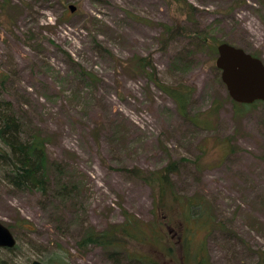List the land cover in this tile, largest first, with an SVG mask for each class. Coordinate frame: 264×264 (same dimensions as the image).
<instances>
[{"label": "rangeland", "instance_id": "obj_1", "mask_svg": "<svg viewBox=\"0 0 264 264\" xmlns=\"http://www.w3.org/2000/svg\"><path fill=\"white\" fill-rule=\"evenodd\" d=\"M187 1L198 9L192 21L164 0H0V75L8 76L3 98L26 125L49 136V159L66 171L53 173L54 183L79 189L70 200H46L0 182V222L17 240L16 248L0 249L1 262L50 264L59 254L68 264H144L126 253L116 262L109 250H80L78 242L89 229L123 224L124 210L151 221L152 190L126 169L151 172L178 162L176 192L204 196L224 224L208 235L194 228L190 253L205 244L209 264H258L264 251V104L236 115L217 55L196 51L185 37L166 43L161 25L209 31L214 41L264 61L263 0L235 10L233 0ZM136 57L151 58L163 83L194 89L191 115L209 119L210 128L185 120L169 96L134 73ZM199 156L200 174L193 164ZM162 213L174 215L172 238H182L180 208ZM23 219L31 226L20 227ZM173 246L175 262L162 258L163 264H183L181 242ZM130 251L160 258L147 245L136 243Z\"/></svg>", "mask_w": 264, "mask_h": 264}, {"label": "trees", "instance_id": "obj_2", "mask_svg": "<svg viewBox=\"0 0 264 264\" xmlns=\"http://www.w3.org/2000/svg\"><path fill=\"white\" fill-rule=\"evenodd\" d=\"M164 1L171 7H177L183 17L191 21L198 12V9L188 3L187 0ZM247 1L233 0L230 10L241 7ZM262 4L264 6V0ZM133 18L139 22L151 24L149 20L141 17ZM161 26L164 35L163 41H166V43L178 37H185L192 42L196 51H210L212 56L217 55L219 44L226 43L214 41L213 34L209 31H189L179 22L173 25L162 24ZM192 53L195 54V52ZM253 56L258 57L256 55ZM176 63L178 66H184L178 61ZM122 65L126 66V63L123 62ZM130 68L134 73L145 75L150 82L169 96L176 103L180 115L185 120H190L199 129L210 128L209 119L201 121L197 116L191 115L189 107L194 89L185 85L171 86L163 83L157 76V70L151 58L136 57ZM83 73L87 78H93L90 73ZM7 77L5 74L0 75V182L5 183L17 192L38 194L46 200L53 197L59 201L70 200L79 193L78 186L76 184L69 186L60 180L54 183L52 174L56 172L60 176H64L66 174L64 166L49 159L47 153L49 136L42 129L30 127L29 124L26 125L23 121L24 119L15 112L12 103L3 98ZM262 104L264 102L243 105L233 101V106L236 109L235 113L238 116H243L252 108ZM212 112H216V109ZM202 151L203 155L208 153L206 149H202ZM232 151L233 149L230 152ZM200 159L201 157L199 156L193 162L199 174L204 169V163ZM179 164L178 162H169L166 167L151 172L143 171L139 168L126 169V172L143 181L151 188L154 200L153 219L151 221H141L124 210L125 222L123 224L113 226L110 230L102 232H98L95 229L87 230L83 238L78 242V249L86 250L89 247L96 246L109 250L111 252L110 256L116 262L119 261L115 259L116 256L126 253V259H135V261L144 264H163L161 262L162 258L163 262L166 260L175 262L176 254L173 245L179 241L184 251L183 264H209L205 244H202L198 250L192 253L193 255L190 253L191 248L189 249V247L192 236H189V233L192 235L195 231L194 228L199 226L208 235L216 230H222L224 224L216 220L215 215L210 210L211 204L204 196L185 197L176 192L172 176L178 174ZM174 206L180 208V225L178 228L186 227L185 235L182 238L179 236L177 239L172 238L177 232L172 226L174 215H170L169 219H166V216L162 213L165 211L171 212L174 210ZM22 224L20 227L23 228L31 226V223L24 219ZM10 229L12 230V227ZM262 231L264 232L263 229ZM136 243L157 249L160 258L153 257V255H144L143 257L132 255L130 250L132 245ZM0 264L5 263L0 261ZM50 264L68 263L64 257L54 254L51 257ZM258 264H264V251L259 253Z\"/></svg>", "mask_w": 264, "mask_h": 264}, {"label": "water", "instance_id": "obj_3", "mask_svg": "<svg viewBox=\"0 0 264 264\" xmlns=\"http://www.w3.org/2000/svg\"><path fill=\"white\" fill-rule=\"evenodd\" d=\"M74 12L75 7L70 6ZM216 68L230 98L237 104L264 102V61L229 43L217 47ZM17 240L10 228L0 222V249H14ZM33 264H42L34 261Z\"/></svg>", "mask_w": 264, "mask_h": 264}]
</instances>
